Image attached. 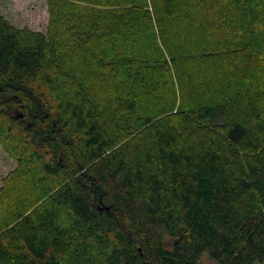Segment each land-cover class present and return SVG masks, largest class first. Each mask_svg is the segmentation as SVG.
<instances>
[{
  "label": "trees",
  "instance_id": "16d2710c",
  "mask_svg": "<svg viewBox=\"0 0 264 264\" xmlns=\"http://www.w3.org/2000/svg\"><path fill=\"white\" fill-rule=\"evenodd\" d=\"M50 3L0 13V264H264V0Z\"/></svg>",
  "mask_w": 264,
  "mask_h": 264
},
{
  "label": "rangeland",
  "instance_id": "374dc122",
  "mask_svg": "<svg viewBox=\"0 0 264 264\" xmlns=\"http://www.w3.org/2000/svg\"><path fill=\"white\" fill-rule=\"evenodd\" d=\"M0 13L8 19L11 24L18 28H29L42 32H46L48 30L52 16L50 0H0ZM188 31L194 33L192 27ZM205 38L206 37L203 36L200 39L203 40ZM206 40L208 41L209 39L206 38ZM187 41H189L188 44L191 45L192 48H194L195 44L201 42L198 38V34L191 35ZM210 41L212 42L213 39ZM204 64L206 65V68L201 71H199L196 66H193V64H186V71L190 72L192 76L183 74L181 76V81L174 84L172 91H175L177 97L182 96L183 98L186 97L188 99L189 91L192 90L195 93L194 81L196 78L202 79V77L205 76L206 80H212L214 85L217 87L221 85L223 82L221 70L217 68L215 63L211 62L209 59H207ZM258 64L259 65L254 68H251L249 73L254 70L257 76H264V64L261 61H259ZM168 96H171L170 92ZM197 98L202 99L204 97L197 95ZM142 101V109L138 112L141 114L146 113V111L150 109V106L153 104V99H151V97L145 96ZM134 118H136L135 115L133 116V119ZM16 168L17 162L0 144V189L4 184V179ZM165 242L168 247H172L174 239L166 235ZM200 262L202 264H215V260L208 252H204L201 255Z\"/></svg>",
  "mask_w": 264,
  "mask_h": 264
}]
</instances>
